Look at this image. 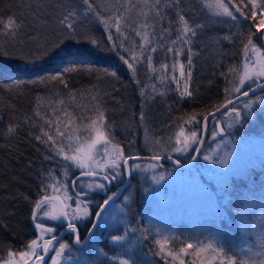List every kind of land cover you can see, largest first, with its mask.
Segmentation results:
<instances>
[{
    "label": "trees",
    "instance_id": "1",
    "mask_svg": "<svg viewBox=\"0 0 264 264\" xmlns=\"http://www.w3.org/2000/svg\"><path fill=\"white\" fill-rule=\"evenodd\" d=\"M95 3L100 14L104 16L109 15L116 6V0H95ZM83 7L81 0H0V19L7 21L9 17H16L24 24L23 31L16 39L0 35V46L6 47L9 53L0 56V257L7 258L8 251L18 254L19 251L25 250L26 243L37 237L35 221L32 219L34 202L44 191L41 179L49 184L53 181L46 178L45 169L57 167L54 162L44 159L46 146L32 138L27 118L33 119L32 127L36 123L42 124L43 121L39 117H34V113L39 111L46 119L58 122L57 126L66 133V136H71L72 129L90 116V113L95 116L96 113L103 111L104 128L107 125L105 132L110 139L116 140L126 153L150 157L147 150L143 151L145 142L142 139L149 128H152L155 134L159 133L158 137L163 139L172 133L177 134L182 124H187L189 118L195 116L199 123L193 125L199 129L201 117L214 112L215 106L224 102L225 80L220 76V72L227 71L229 66L238 68L242 44L239 40L235 43L231 41L214 43L210 42V37H221L229 32L242 31L246 40L247 29L253 24L251 19L244 18L239 19L238 23L227 18L216 19L215 0H182L180 8L168 9L164 21L157 22V29L161 23L167 26L169 20L175 25L176 13L181 9L182 14L190 22L206 25L198 32L192 46L195 55L192 56L193 64L188 69L192 73L190 89L193 94L191 97L182 98L180 94L175 95L172 87H167L163 81L159 83V79H149L143 66L139 68L137 76L142 84H137L136 78L130 76L129 69L117 55L104 48L107 35L104 24L93 14L83 15ZM31 8H39L43 13V20H38L31 12ZM138 8L130 11L134 23L128 30L131 38L125 41L126 46L134 47L137 54L140 49L135 46L141 43V37H137L132 29L141 30V18L144 19L142 16H135ZM70 10L77 13L73 22L80 35L75 40L65 39V52L69 55L63 60L37 59L33 63L29 49L35 48L36 44L35 41H30L29 37L37 36L34 29L39 30L41 39L56 40L58 33L56 20L62 13ZM140 12L141 9L138 13ZM216 20L221 22L217 23ZM112 31L115 32V29ZM59 34L63 37L62 32ZM88 34L101 40L100 47L87 42H77ZM172 38H175L174 32ZM255 43L260 46L262 41L255 40ZM167 46H172L170 40ZM171 56L172 53H165L163 49H159L153 53L154 66L158 68L160 63H164ZM181 56L184 61L179 59V62L181 60L186 66L187 46ZM70 66L80 70L65 73L64 83L50 78L43 82L39 79L58 74ZM113 71L117 73L116 77L111 75ZM17 81L22 83L17 85ZM152 84L156 85L155 92L152 90ZM143 85H147L146 98L140 94ZM254 109L251 117L244 119L243 123L235 127L234 139L248 136L250 139L258 138L259 141L250 144L248 149H243L241 166L234 168L227 180V187L223 193L225 199L217 196L220 212L224 214L222 216L224 219L219 221L220 227L228 232L221 233L224 248L226 250L231 248L230 243L236 248L241 243L246 260L254 259L255 253H250L257 250L252 235L240 238L241 228L238 226L241 222L236 214L237 209L248 207L247 216L250 223H253L258 210L264 209V140L260 138L264 131V106L256 104ZM142 112L145 115L144 119H141ZM221 116L223 115H217L216 119H220ZM9 125H19L18 130L9 133L6 130ZM50 130L55 134L56 126H50ZM65 143H68L67 139ZM192 155H195L193 150L184 155L186 157L172 156L181 163L188 164ZM164 165L168 169L174 168L171 165ZM58 174L59 171L52 172L54 178ZM48 192L49 190L47 194ZM105 198L93 195L90 199L96 204ZM95 204L92 210H97ZM84 227L86 230L83 233L87 235L89 223L80 225L79 228ZM195 230L196 225L190 224L188 227L181 226L176 234ZM97 231L84 249L76 248L71 254L68 253L70 258L66 260L71 261L70 264L75 262L108 264V258L113 256L109 249L110 233L115 231L107 232L102 242L96 236ZM132 237L142 240V245L140 246L138 242L139 248L132 255L136 264H166L161 258L152 259L148 256L150 252L146 249L148 244L141 232L135 233ZM246 237L249 238V245L245 241ZM97 249L107 252L108 258ZM171 250L176 252L175 247H171ZM227 255L233 256L234 250ZM0 264H3L2 260Z\"/></svg>",
    "mask_w": 264,
    "mask_h": 264
},
{
    "label": "snow or ice",
    "instance_id": "2",
    "mask_svg": "<svg viewBox=\"0 0 264 264\" xmlns=\"http://www.w3.org/2000/svg\"><path fill=\"white\" fill-rule=\"evenodd\" d=\"M83 7V15L89 14L95 15L104 24L107 35L104 40V48L117 55L118 59L129 69L130 76L136 78L137 84L142 82L137 78L138 70L141 66L146 68L145 75L149 79H160L163 81L167 79V73L171 71L173 75L171 80L176 82L179 86L180 81L175 76V70L177 64L175 63V57L184 54L185 46H187L188 60L187 65L190 69L193 64L192 56L193 42L198 36V32L206 27V25L186 19L185 15L180 12L176 13L177 20L175 25L171 20L168 21L167 26L162 23L157 29V22H163L167 15L168 9L180 8L182 0H116V6L109 15H101L98 11V6L95 0H81ZM138 7L147 9V11L141 10L138 14L144 17L140 24L141 30H132L137 37H141V43L136 45L140 49L139 54L135 51L134 47L126 46L125 41L131 37L128 34L129 28L134 23L130 11L135 10ZM33 15L38 20H43V13L39 8L30 9ZM129 13V14H126ZM77 13L75 11H67L62 13L56 20L58 25L57 39L54 41H46L41 39L38 29L37 36L29 37L30 41H35L36 47L29 49V56L32 58L33 63L37 59H59L63 60L69 53L65 52V39L75 40L80 33L77 31L76 24L73 22ZM214 15L219 18H227L234 23H238L239 19L243 17L245 20L251 19L253 24L247 29V37L244 39V33H227L221 37H210V42L220 43L222 41H231L235 43L237 40L242 44V54L244 60V70L242 74H239L238 79L233 77L238 74V68L229 66L227 71H221L220 76L225 80L224 88V102L216 105V112L221 115H227L230 123L228 128L233 127L236 124L243 123V120L252 116L255 111L254 105H264V44L257 46L255 40H264V0H215V12ZM258 19V22H257ZM24 29V24L19 22L16 17H9L7 21L0 19V35H4L6 38L16 39L21 31ZM115 29V32L112 31ZM150 29V31H149ZM63 33V37L59 33ZM175 33V38H172V33ZM255 38V40H254ZM170 40L172 46H167V42ZM78 43L87 42L95 47H100L101 40L88 34ZM0 56L8 55L6 47L0 46ZM159 49H163L165 53H172L173 63L171 66L165 61L160 63L159 67L154 66L153 53H156ZM223 68V65H221ZM76 67H66L60 73L51 75L50 77H40L43 82L46 79H52L64 83V74L67 72L79 71ZM163 73V75H160ZM180 77L189 80L191 78V71L185 72L184 63L179 64ZM113 77L117 76L116 72H111ZM22 82L17 81L16 84ZM65 87H67L65 83ZM153 92L156 90V85H151ZM147 85H143L140 89V94L143 98H146ZM259 93V95H257ZM192 92L189 91V85L184 83L183 90L180 92L181 97H191ZM163 95V93H161ZM63 103V101H61ZM216 112H209L207 116L201 117L203 127L197 129L196 127L189 129V136H185L183 140L180 139L184 136V130L181 129L179 135L176 138L175 144H171L172 153H187L190 149L199 153L198 148H194V145L200 143L198 131H204L207 128V123L211 118L213 123V131H216L220 121L216 119ZM34 117H39L42 124L36 123L34 127L33 119H28L30 126V135L32 138L41 144L46 146L44 159L52 161L56 164L55 169H45L47 173V179L54 180L52 175L53 171H59L63 169V175L66 177L67 173L75 167L79 171V175L75 176L71 183L56 182L55 185L45 183L44 179H41V187L44 189L40 198L34 202V209L32 212V219L35 221L34 227L38 230L39 235L26 243L25 250L19 251V260L13 259L17 255L14 251H8L7 258L0 257L3 264H63L64 260L69 259L68 252H71L72 246L69 243L62 241L61 235L57 234L55 226H48L46 221H59L66 226V229L73 235L75 243H81V237L79 234V224L81 221H87L90 225L89 234L95 235L96 230L101 227L100 221L104 220V213L107 210V206L110 205L114 197L117 196L116 192H111L108 188V184L113 182L123 181V176L126 170L140 168L141 165L136 164L134 161L142 160L144 157L138 156L134 153H126L119 147L118 143H113L112 140L106 137L105 132L96 128V120L92 121V126L95 128V135L90 139L86 149L83 147H76L73 149L71 143H65V140L71 141V136H66L64 131H61L57 126L58 122L46 119L45 116H41L39 111L34 113ZM98 118L101 122L104 120V112L98 113ZM145 115L141 113V119H144ZM188 124H197L196 117H190L186 122ZM50 126H56V132L53 134L50 130ZM19 125H9L7 131L9 133L18 130ZM107 125H105V128ZM221 133L225 132L224 127H220ZM170 144L171 137H168ZM132 142H130L131 144ZM155 145H160L161 141L153 137ZM111 145V149L109 148ZM68 151H72L75 154L69 155ZM217 157L213 159L212 156L204 155L203 159L212 165H219L220 167L228 166L227 156ZM62 157V160L60 159ZM167 158L173 160L172 155L167 152H153L148 159L151 161L144 170L156 169L163 167L161 161ZM197 155H192L191 160H197ZM179 165L180 161L177 159L174 161ZM210 170V169H209ZM88 178L91 182L85 184L81 183V180ZM152 180L159 184L165 180V173L161 172L158 175H153ZM56 187L62 191L64 201L59 205L53 203L54 200H58L59 197H52L47 194V190L51 187ZM85 187L88 189L85 191ZM71 188V192L69 189ZM96 191H102L106 194V198L102 202L96 203L98 210H90L91 205L95 201L89 199L91 193ZM128 197H125L127 200ZM71 201L72 203H68ZM75 204V208L72 207ZM248 207H242L237 209V216L240 218L241 228L247 230L248 228ZM122 227L117 228L114 233H110L109 242L119 245L125 255L128 253V248H125V244H128L130 248V236L137 232H141L145 240L151 239L149 235L150 230L147 228L141 229V227L134 223H129L126 220L120 222ZM167 240V238H165ZM155 244L158 245L156 251L153 252L154 256H160L162 260L168 264V258L171 260L179 261V264H186V261L181 258L180 254L188 255V250L193 249L192 243H187L184 247L179 249V252H175L171 249H165V243H161L160 240H155ZM261 248L264 249V237H262ZM211 250L213 253L209 264H264V251L255 253V258L251 260L237 259L235 255L228 256L223 248L214 247L211 244L198 247L194 254L198 255L201 252ZM102 255L108 258V253L103 249H97ZM112 264H136V261L116 254L109 258Z\"/></svg>",
    "mask_w": 264,
    "mask_h": 264
},
{
    "label": "rangeland",
    "instance_id": "3",
    "mask_svg": "<svg viewBox=\"0 0 264 264\" xmlns=\"http://www.w3.org/2000/svg\"><path fill=\"white\" fill-rule=\"evenodd\" d=\"M140 9L142 10V8H138V10L136 11V17L139 16L137 15V13L138 11H140ZM215 18L219 19V17L216 16ZM141 21H143L142 18ZM216 22L218 23L221 21L216 20ZM179 59H182V61H184L181 55L175 57V63L177 64L175 76L177 80L180 81L179 86L176 82L171 80V76L173 75L171 71L167 73L168 78L164 79L163 82L159 79V83L162 82L167 87H172L175 95L180 94V92L183 90L185 82L188 83L189 91H191V78L189 80H186L185 78L180 77L179 64L182 62L181 60L179 62ZM238 59V74L235 75L234 79H238L239 74H242L244 70V60L242 53ZM166 62L169 64V66H171L173 63V57L171 56L170 59L166 60ZM187 71H189L188 65L185 66V72ZM160 75H163V73H161ZM98 113H96L95 116L90 113V116L85 118L83 122H80L79 125L74 128V130L72 129L71 141H68V143H71V147L73 149H75L76 147H83L86 149V146L90 142V139L95 135V128H93L92 126L93 120L97 121L95 127L105 132L104 120L103 122L99 120ZM218 120L221 123L217 126L215 132L212 128L213 123H210L208 136L201 151L200 158L198 160V163L192 168L186 170L177 167L168 169L164 164H162L163 167H160L155 171H152L151 169L145 171L144 168L150 163H136L141 165V167L131 170L128 186L124 189L119 199L107 207V210L104 213L105 219L100 221L101 227L97 229L98 231L96 235L100 242H102V240L104 239L103 236H105L107 232L115 231L117 228L122 227L120 222L122 220H126L129 223L139 225L141 229L147 228L150 230L149 235L152 238L145 241L148 244L146 249L150 251L148 256H150L152 259L161 258L160 256L153 255V252L158 248V245L155 244V240H160L161 243H165L166 251L171 249V247H175L176 252H179V249L181 247H184L187 243H192L194 247L193 249L188 250V255L180 254L181 258L186 261V264H209V261L211 260V257L213 255L211 250L201 252L198 255L194 254L198 247H202L208 244H211L214 247L223 248L226 253L234 250V255L236 256V258H244V251L242 250L243 246L241 243L236 248H234L232 243H230L231 248H229L228 250L224 248V239L221 233L228 232L225 231V229L222 230L220 227L219 221L224 219L222 217L224 214L220 212L221 208L218 205L217 196L220 195L221 197H224L223 193L227 187L226 184L228 182L227 180L229 178V175L234 170V168L241 166L240 164L243 162V149H248L250 144L258 142L259 139H250L248 136L247 138L244 137L240 139H234L235 127L238 124L234 125L231 128H228V123H230V120L227 115L221 116ZM221 126L225 128L224 133H221L219 131V128ZM193 127H195V125L183 123L179 132L177 134L175 133L176 135L173 133L170 135V144L168 142L169 136L164 137L163 139L159 138V133L155 134V131L152 128H149V130H147L148 128H146L147 132L145 130V136L142 137L143 142H145V145L143 146L146 148H144L143 151L145 152L147 150L149 155H152L153 152H167L170 155H183V157H186L184 155L190 153L192 149L184 154L172 153L171 144H175L176 138L179 135L181 129L184 130V136L180 137V139L183 140L185 136L190 135L189 129ZM105 135L106 137H108L106 132ZM198 135L200 139L201 131H198ZM153 137L160 140L161 144L155 145L154 143H152ZM260 138L264 140V131L262 132ZM112 142L118 143L116 140H112ZM119 147L122 148L121 146ZM193 147L196 148L197 145H194ZM109 148L111 149V145H109ZM225 153L229 154L227 156L228 166H225L223 168L219 165H212L203 159L204 155H209L212 156L213 159H216L217 157L224 156ZM67 154L72 155L75 153H73L72 151H68ZM63 171L64 170L62 168L59 169V174L57 176L58 178L55 177L51 184L55 185L56 182H66L70 184L72 179L75 176L79 175V171L75 167H73L71 171L67 173L66 177L63 175ZM161 172L165 173V180L157 184L152 180V176L158 175ZM124 179L125 181L127 179L126 173L123 176L122 182H113L111 183V185L113 187H117V185L119 184V189L125 184ZM90 182L91 181L88 178H84L81 180V183L85 185ZM111 185H108V188H112ZM118 189L116 188L113 192L117 193L119 191ZM48 190L49 196L59 197L58 200L53 201L55 205L59 206L64 201L62 191H60L55 186L49 188ZM87 190L88 189L85 187V191ZM69 191L71 192V188L69 189ZM94 194L105 193L102 191H96L90 194L89 199ZM125 197H128V199L125 200ZM138 201H140L141 203L139 204ZM68 203L71 204L72 202L68 201ZM115 203L117 204L112 207V205ZM94 204L95 203L91 205L90 210L93 209L92 207L94 206ZM72 207L75 208V204H72ZM110 209L111 211H109ZM263 222L264 209L258 210L257 215H255L253 218V223H250V221L248 220L247 230L242 231V228L240 227L241 223L238 226L239 228H241L240 238H243L245 235H252L254 237L253 239L255 243L253 242V244H255L257 251H254L250 254L264 251V249L261 248L262 237H264ZM86 223L87 221H81L79 226L85 225ZM46 224L48 226H55L57 232L59 230H64L66 227L59 221H46ZM190 224H195L197 230H195L194 232L188 231L185 234H183V232L176 234L181 226L188 227ZM37 234L39 235L38 230ZM69 234L73 236L70 232L68 233V235ZM165 238H167V240ZM248 239L249 238L246 237L245 241L249 245L250 241H248ZM62 241L65 243H69L67 238H64ZM129 241L130 248L128 244H125L124 246L125 248H128L127 255H125L124 250L119 245L110 243L109 249L110 251H112L113 255L119 254L124 258L130 257L134 260V258L132 257L133 252L139 248L138 242H140V246L142 245V240L140 239L139 241L138 238L135 239L134 237L130 236ZM73 250L75 249H71V252H74ZM71 252L68 253L71 254ZM194 257L198 258L195 259ZM109 258L107 260V263L112 264V261ZM13 259L19 260L18 254L13 257ZM70 262L71 261L64 260L63 264H70ZM75 264L77 263L75 262ZM168 264H179V261L177 260L173 262L169 257ZM213 264H215V262H213Z\"/></svg>",
    "mask_w": 264,
    "mask_h": 264
},
{
    "label": "water",
    "instance_id": "4",
    "mask_svg": "<svg viewBox=\"0 0 264 264\" xmlns=\"http://www.w3.org/2000/svg\"><path fill=\"white\" fill-rule=\"evenodd\" d=\"M262 44H264V40H262ZM258 94V93H257ZM216 112V110L214 111ZM217 115H220L219 112H216V116ZM210 121H211V118L209 120V122L207 123V128L204 130V131H201V136H200V143L197 145V148L199 149V153H196L195 152V155L198 156V159L197 160H192L189 164H183L180 162L179 165L175 164L174 161L177 160L176 158L173 157V160H168L167 158H164L162 161H161V164H167V165H171V166H174V167H177V168H180V169H183V170H186V169H190L192 168L193 166H195L197 163H198V160H199V157H200V154H201V151L203 149V146L206 142V139H207V136H208V129H209V125H210ZM203 127V123H202V126L201 128ZM141 157H144V159L142 160H136L134 162H142V161H146V162H150L151 161L148 159L149 156H141ZM126 176H127V180L125 182V184L120 187L117 192V196L114 197V199L111 201L110 205L115 202L116 200L119 199V197L121 196L122 192L124 191V189L128 186L129 184V181H130V174H131V171H127L126 170ZM108 185H111V184H108ZM109 206V205H108ZM107 206V207H108ZM69 231L65 228V230H63V232L60 234L61 235V238L62 240L68 235ZM88 238H90V236H88Z\"/></svg>",
    "mask_w": 264,
    "mask_h": 264
},
{
    "label": "flooded vegetation",
    "instance_id": "5",
    "mask_svg": "<svg viewBox=\"0 0 264 264\" xmlns=\"http://www.w3.org/2000/svg\"><path fill=\"white\" fill-rule=\"evenodd\" d=\"M111 186H112V185H111ZM111 186H110V187H111ZM119 186H120V185L118 184L117 187H113V186H112V188H109L110 191L108 192V194H110V192H113L116 188L118 189ZM94 195H98V196L101 195L102 198H105V197H106V194H94ZM79 227H80V226H79ZM85 230H86L85 227H84L83 229H80V228H79V234H80V237H81V243H80V244H76V243H75V240H74V238H73V236H71L70 234L67 235V236L65 237V238H67L69 244L72 246L71 249H76V248L84 249L87 245L90 244V242L92 241V237H93V235H90L89 232L87 233V235H85V234L83 233V231H85ZM62 232H63V230H59V231L57 232V234L59 235V234L62 233ZM84 235H85V236H84ZM88 236H90V238H88Z\"/></svg>",
    "mask_w": 264,
    "mask_h": 264
}]
</instances>
